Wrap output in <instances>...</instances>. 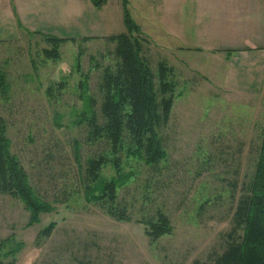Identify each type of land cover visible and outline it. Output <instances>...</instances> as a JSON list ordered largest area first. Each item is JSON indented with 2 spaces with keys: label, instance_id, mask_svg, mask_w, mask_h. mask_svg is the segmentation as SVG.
<instances>
[{
  "label": "rangeland",
  "instance_id": "374dc122",
  "mask_svg": "<svg viewBox=\"0 0 264 264\" xmlns=\"http://www.w3.org/2000/svg\"><path fill=\"white\" fill-rule=\"evenodd\" d=\"M41 2L46 12L48 3ZM53 2L58 6L53 23L30 29L13 18L11 29L2 27L0 115L12 152L37 192L56 209L28 224L30 212L22 200L0 191V264L215 263L243 235L236 210L259 157L264 87L255 86L245 73H230L225 54L197 49L202 39L196 35L199 9L194 3L128 0L159 100L164 95L161 65L174 86L170 119L159 128L167 156L149 165L130 152L129 135L116 151L106 137L91 140L87 123H76L85 104V80L104 119V71L117 65L111 36L127 31L123 1L108 0L102 8L91 0ZM73 4L76 14L68 15ZM50 35L66 39L58 44V58L45 52L53 47L46 39ZM101 154L119 157L121 172L132 173L114 203L130 219L111 214V202L85 196V168ZM115 174L111 160L101 175L109 179ZM161 212L171 219L172 231L154 239L141 220H157ZM52 221L55 228L45 234ZM18 244V250L6 254Z\"/></svg>",
  "mask_w": 264,
  "mask_h": 264
},
{
  "label": "trees",
  "instance_id": "16d2710c",
  "mask_svg": "<svg viewBox=\"0 0 264 264\" xmlns=\"http://www.w3.org/2000/svg\"><path fill=\"white\" fill-rule=\"evenodd\" d=\"M91 1L97 7H102L108 0ZM122 1L127 31L111 36L116 41L114 53L117 65L116 68L108 66L104 71L102 82L104 100L101 104L104 119L100 120L96 110L97 100L88 94V84L85 80L81 82L85 104L82 116L76 123H87L91 140L106 137L116 151L123 146L125 135H129L130 152L143 157L147 164L154 165L167 156L159 128L170 119L175 98L172 91L174 86L167 78L166 67L161 65L160 91L164 95L159 100L155 76L141 55L142 40L134 34L136 31L140 32V26L132 17L128 0ZM46 37L53 47L45 52L48 56L58 58L60 55L58 44L66 39L53 35ZM3 79V74H0V82H3ZM170 91L171 94L166 96ZM6 131V122L0 115V191L20 198L30 212L28 224H33L40 220L42 213L54 211L56 205L43 198L32 185L27 170L11 150V141ZM74 148L77 158H80L78 140L75 141ZM111 160L116 167V174L107 179L101 175V170ZM85 170L86 175L82 177V182L86 198L111 202L112 205L109 206L111 214L121 220L130 219L124 209L114 205L117 202L118 188L126 185L132 177L131 172H121L120 158L111 159L108 155L101 154L91 158ZM248 188L236 210L237 225L243 227L242 238L231 241L213 264H264V127L256 169ZM141 221L147 224L149 229L146 232L154 239L172 231L171 219L163 212L157 220ZM56 224V221L49 223L44 228L45 234H50ZM19 245L21 244L6 254L14 253Z\"/></svg>",
  "mask_w": 264,
  "mask_h": 264
},
{
  "label": "crops",
  "instance_id": "0c3cea01",
  "mask_svg": "<svg viewBox=\"0 0 264 264\" xmlns=\"http://www.w3.org/2000/svg\"><path fill=\"white\" fill-rule=\"evenodd\" d=\"M46 1L49 9L44 12L41 0H0V42L6 39L2 27L11 29L13 18L29 23L30 29H38V23L55 22L51 16L58 6L53 0ZM170 1L163 3L172 4ZM190 3L199 9L196 35L202 44L197 49L225 54L230 73H245L255 86L264 87V0H179L180 6ZM87 6L91 7L89 1ZM75 7L68 8V15L76 14Z\"/></svg>",
  "mask_w": 264,
  "mask_h": 264
}]
</instances>
